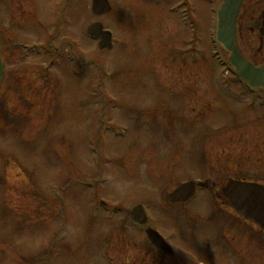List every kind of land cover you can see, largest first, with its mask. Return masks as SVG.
<instances>
[{
    "label": "rangeland",
    "instance_id": "1",
    "mask_svg": "<svg viewBox=\"0 0 264 264\" xmlns=\"http://www.w3.org/2000/svg\"><path fill=\"white\" fill-rule=\"evenodd\" d=\"M178 1L110 0L112 12L96 17L92 0H0V264H148L138 260L151 245L146 236L99 200L148 204L179 249L155 264H234L233 249L264 264V233L215 195L230 178L264 184V107H248L239 77L221 63L227 56L214 37L222 0L190 1L195 38L182 19L189 14L169 11ZM253 3L244 5V26ZM95 21L114 32L112 50L99 51L88 36ZM20 40L58 54L24 59ZM253 40L245 29L238 45L264 64ZM49 59L61 63L51 69ZM102 125L114 128L101 135ZM191 180L209 187L170 206L169 194ZM222 233L233 249L218 244Z\"/></svg>",
    "mask_w": 264,
    "mask_h": 264
},
{
    "label": "water",
    "instance_id": "2",
    "mask_svg": "<svg viewBox=\"0 0 264 264\" xmlns=\"http://www.w3.org/2000/svg\"><path fill=\"white\" fill-rule=\"evenodd\" d=\"M243 0H223L218 13V40L222 47L231 52L229 61L247 84L253 88L264 89V65L256 66L241 53L236 40V22L242 7ZM94 14L101 16L111 11L108 0H94L92 4ZM94 39H99L101 50L112 47V35L105 31L99 22L92 24L88 29ZM5 77L4 62L0 57V84ZM195 191V183L188 182L181 185L169 197L170 203L187 202ZM224 195L230 199V206L245 218L257 223L264 230V186L256 183H246L229 180L224 189ZM132 220L140 224L145 223L144 212L141 206L132 210ZM150 240L162 250L171 252L172 249L155 231H149Z\"/></svg>",
    "mask_w": 264,
    "mask_h": 264
},
{
    "label": "flooded vegetation",
    "instance_id": "3",
    "mask_svg": "<svg viewBox=\"0 0 264 264\" xmlns=\"http://www.w3.org/2000/svg\"><path fill=\"white\" fill-rule=\"evenodd\" d=\"M183 1V0H181ZM249 1H252L253 0H249ZM246 4V0H244V3L242 5V9L240 11V14H239V17H238V21H237V36H241L244 32V30L246 29V33L249 34V35H252L253 37V41H255V39L258 40V44L260 45V47H264V0H254V3H253V6L252 8H250V14L249 16L247 15L248 14V10L246 12V15H245V19L247 18L248 22H247V25L244 26L245 24L244 23H240L239 19L241 17V14L243 12V8H244V5ZM182 5L184 6V9L187 8V11L190 13V18L192 19V16H191V12H190V8H189V4H188V0H185V3H182ZM191 7V6H190ZM248 16V17H247ZM195 22H196V25H197V29L196 31H191L190 32L192 33V37H196L198 36V22L196 19H193ZM30 42H36L34 40L30 41ZM29 41L27 40H20V41H17L15 42V46L21 50V53H22V47L20 45H23V44H26V43H30ZM20 53V54H21ZM252 61H254L253 59H251ZM256 63V62H255ZM244 94L246 93V91L244 90L243 91ZM219 192L217 191L216 192V196L219 197L220 195L218 194ZM128 216L125 214V218H127ZM131 226H134V224H130ZM136 230H138L139 232H141L143 235L145 234L144 233V230L145 228L144 227H138L136 226L135 227ZM221 240L219 241V244L222 242L225 247H223L222 245V248L223 249H226L228 247H230L231 249H233L231 243L230 245L227 243V241L225 240L226 239V233H222L221 236H220ZM122 240V239H120ZM153 247V246H152ZM151 245H149V247H143V251L141 254L138 255V260L140 261H143L145 263H148V264H155V260L157 259V256H161L162 258H170L166 255H164V253L158 249H154L152 248ZM245 255H237V249H233V254H230L232 255V257H235L236 259L237 258H240V260H234V264L238 263V264H249L250 262V259H248L250 256L248 254V251L246 252L245 250ZM246 258L247 260H244V258Z\"/></svg>",
    "mask_w": 264,
    "mask_h": 264
},
{
    "label": "bare ground",
    "instance_id": "4",
    "mask_svg": "<svg viewBox=\"0 0 264 264\" xmlns=\"http://www.w3.org/2000/svg\"><path fill=\"white\" fill-rule=\"evenodd\" d=\"M127 136V135H126Z\"/></svg>",
    "mask_w": 264,
    "mask_h": 264
}]
</instances>
